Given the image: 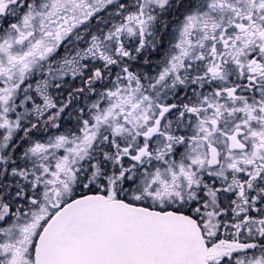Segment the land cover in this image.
Returning a JSON list of instances; mask_svg holds the SVG:
<instances>
[{
  "label": "snow or ice",
  "instance_id": "1",
  "mask_svg": "<svg viewBox=\"0 0 264 264\" xmlns=\"http://www.w3.org/2000/svg\"><path fill=\"white\" fill-rule=\"evenodd\" d=\"M0 264H264V0H0Z\"/></svg>",
  "mask_w": 264,
  "mask_h": 264
}]
</instances>
